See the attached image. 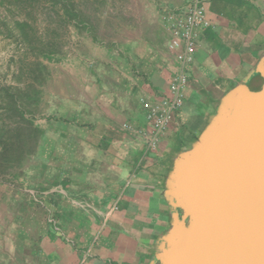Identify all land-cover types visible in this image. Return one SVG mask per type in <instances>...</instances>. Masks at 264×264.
<instances>
[{"label": "crops", "instance_id": "1", "mask_svg": "<svg viewBox=\"0 0 264 264\" xmlns=\"http://www.w3.org/2000/svg\"><path fill=\"white\" fill-rule=\"evenodd\" d=\"M188 1L148 0L117 12L110 42L82 29L93 39L68 57L66 92L51 93L57 105L38 126L40 215L20 222L0 264L167 261L182 215L176 191L185 160L243 87L261 89L264 72V0H203L210 26L187 69L184 105L148 149V138L135 134H151L142 100L171 96L179 68L165 15Z\"/></svg>", "mask_w": 264, "mask_h": 264}, {"label": "water", "instance_id": "2", "mask_svg": "<svg viewBox=\"0 0 264 264\" xmlns=\"http://www.w3.org/2000/svg\"><path fill=\"white\" fill-rule=\"evenodd\" d=\"M185 160L182 212L164 264H264V72Z\"/></svg>", "mask_w": 264, "mask_h": 264}, {"label": "rangeland", "instance_id": "3", "mask_svg": "<svg viewBox=\"0 0 264 264\" xmlns=\"http://www.w3.org/2000/svg\"><path fill=\"white\" fill-rule=\"evenodd\" d=\"M72 2L92 23L98 40L102 42L114 40L117 12L120 13L122 10L130 12L148 4V0H72ZM0 12L3 17L8 15L4 9H0ZM59 22L53 11L43 8L33 23L40 40H47L46 29L49 25L53 30H57L60 35L58 38L64 41L62 53L56 55L53 60L37 57L36 53L27 50L16 37L0 33V106H5L8 101L6 93L16 95L19 104L28 112L27 117L32 119L37 127L45 126V120L51 114L52 108L57 105L51 93L66 92L68 57L74 50L81 51L82 43L90 41L92 37L88 32L86 37L73 23L63 26ZM27 95H32V99L28 100ZM44 164L45 161L36 154L26 160L23 169L25 176H20L19 183L13 181L17 189L8 183L1 186L3 200L0 204V249L11 250L20 222L26 223L28 218L40 215L36 210L27 212V215H23L25 218H21L19 222L15 212L18 206L25 207V195H34L35 186L42 181L38 176V170L44 167ZM49 164L50 161L47 162L48 166Z\"/></svg>", "mask_w": 264, "mask_h": 264}, {"label": "trees", "instance_id": "4", "mask_svg": "<svg viewBox=\"0 0 264 264\" xmlns=\"http://www.w3.org/2000/svg\"><path fill=\"white\" fill-rule=\"evenodd\" d=\"M43 8L53 11L59 18V24L66 26L73 23L97 40L92 23L75 7L72 0H0V9L8 13L3 17L0 12V33L16 37L27 50L36 53L37 57L53 60L62 53L64 41L58 38L60 35L57 30L49 25L46 29L47 40L42 41L37 37L33 23ZM6 96V105L0 106V188L8 183L17 189L13 181L19 183L20 176H25V162L38 153L44 134L27 117L28 112L19 104L18 97L9 93ZM26 97L28 100L32 99V95ZM2 200L0 189V204ZM24 203L25 207L18 206L15 212L19 222L21 218H25L24 214L35 210L34 195H25Z\"/></svg>", "mask_w": 264, "mask_h": 264}, {"label": "built area", "instance_id": "5", "mask_svg": "<svg viewBox=\"0 0 264 264\" xmlns=\"http://www.w3.org/2000/svg\"><path fill=\"white\" fill-rule=\"evenodd\" d=\"M165 25L171 35L168 48L176 52L175 61L179 69L171 77L170 97L157 103L142 100L151 134L142 130L135 131V134L148 138L147 147L150 150L157 148L160 137L168 130L176 112L184 105L188 86L187 69L194 62L200 31L210 26L203 0H189L185 6L168 11L165 15ZM125 128L132 131L129 125Z\"/></svg>", "mask_w": 264, "mask_h": 264}]
</instances>
